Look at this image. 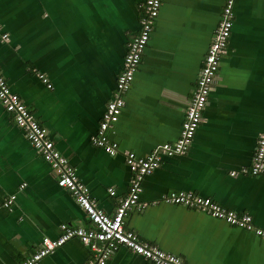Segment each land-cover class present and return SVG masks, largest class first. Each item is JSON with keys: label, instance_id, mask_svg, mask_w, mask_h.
Instances as JSON below:
<instances>
[{"label": "crops", "instance_id": "1", "mask_svg": "<svg viewBox=\"0 0 264 264\" xmlns=\"http://www.w3.org/2000/svg\"><path fill=\"white\" fill-rule=\"evenodd\" d=\"M145 1L0 0V70L110 214L130 187L122 151L148 156L179 138L226 2L163 0L121 116L109 130L120 149L112 155L92 137L140 30ZM233 10L227 49L190 149L162 155L160 166L143 181L145 206L129 209L124 221L126 229L187 264H264V237L162 199L174 190L192 191L249 213L264 229V169L250 172L264 133V0H234ZM12 194L16 199L6 207ZM64 222L92 226L0 102V264H21L43 237L57 238ZM92 260L91 250L73 238L40 264ZM107 264L153 263L120 247Z\"/></svg>", "mask_w": 264, "mask_h": 264}, {"label": "built area", "instance_id": "2", "mask_svg": "<svg viewBox=\"0 0 264 264\" xmlns=\"http://www.w3.org/2000/svg\"><path fill=\"white\" fill-rule=\"evenodd\" d=\"M162 2L163 0L145 1L144 11L140 19V30L129 44L124 57V68L117 77L113 98L109 101L99 122L97 133L92 137V142L95 145L102 147L112 155L119 154L120 149L118 142L109 136V130L113 128L121 116L125 105V95L130 90L135 73L141 64ZM233 5L234 0H226L214 39L203 59L196 87L186 109L179 138L174 142L161 144L148 156L139 155L133 150L122 151L126 164L131 171L130 187L126 197L121 199L116 211L111 214L98 205L97 200L92 197L89 187L83 183L68 157L56 147L47 129L37 120L21 96L11 88L0 70V102L7 111L13 112L16 124L22 129L34 149L51 164L57 177V183L72 193L92 223L90 227L81 224L61 223V234L57 238L43 237L37 249L21 264H40L43 257L73 238L78 239L91 250L93 254L91 264H107L110 256L120 247L130 249L153 264H187L181 256L166 251L147 239H141L135 231L126 229L124 221L129 209L145 206L140 203L143 181L160 166L162 155H182L190 149L202 121L203 112L217 79L221 59L227 49L234 26ZM2 37L7 40L8 33H3ZM38 75L47 83L48 87H52L44 74L39 73ZM263 169L264 133L258 137L250 172L259 174ZM108 191L111 195L116 193L112 187ZM15 199L16 195L12 194L6 200L5 206L11 207ZM162 199L165 202L188 206L208 213L226 220L232 225L252 230L257 235L264 237V229L254 224L252 215L228 209L209 197L201 196L192 191L174 190L165 194Z\"/></svg>", "mask_w": 264, "mask_h": 264}]
</instances>
